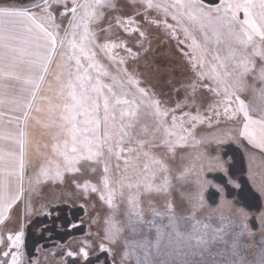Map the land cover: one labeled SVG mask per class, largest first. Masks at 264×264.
Wrapping results in <instances>:
<instances>
[{"label":"snow or ice","instance_id":"1","mask_svg":"<svg viewBox=\"0 0 264 264\" xmlns=\"http://www.w3.org/2000/svg\"><path fill=\"white\" fill-rule=\"evenodd\" d=\"M131 3L139 4L136 18L116 16L113 23L108 13L121 11L113 0H33L30 7L0 0V224L14 205L23 204L26 210L23 224L16 217L14 234L0 233V264H25L27 221L34 215L27 213V204L30 196L42 194L46 181L74 184L89 198L97 194L111 209L103 222L99 216L90 220L98 225L95 247L108 256L121 244L142 250L124 251L120 264L132 257L135 264H247L237 250L238 241L254 231L248 225L249 213L225 198L228 185H239L220 151L242 140L264 151V108L254 114L241 96L250 76L264 84V0ZM141 22L174 39L186 58L190 74L185 80L163 79L179 96L174 104L163 98L162 89L157 92L138 75L135 64L150 44ZM120 29L131 34V43ZM53 67L55 98L43 95L46 84L53 92L48 81ZM260 91L264 97V89ZM142 119L150 123L142 125L147 138L138 139L133 130ZM33 120L52 130L54 141L51 156L37 145L39 166H33L30 153ZM223 122L232 127L197 132L199 126ZM98 170L101 176L93 182L91 174ZM208 172H221L224 178L215 183ZM209 188L219 194L217 210L227 205L236 213V218L219 216L231 229L229 253H213L217 242L228 243L226 228L213 227L211 215L197 218L198 212L212 207ZM259 191L264 195V186ZM121 205L123 219L117 220ZM145 211L152 219L145 218ZM158 218L168 224H158ZM256 220L264 248V212ZM143 226L156 231L155 251L148 239L130 243L124 235L127 229L136 236ZM67 227L80 225L73 221ZM93 250V244H86L74 264H103L90 258ZM259 264H264V254Z\"/></svg>","mask_w":264,"mask_h":264},{"label":"rangeland","instance_id":"2","mask_svg":"<svg viewBox=\"0 0 264 264\" xmlns=\"http://www.w3.org/2000/svg\"><path fill=\"white\" fill-rule=\"evenodd\" d=\"M9 2H14L16 6L19 7H30L33 0H9ZM113 3H115L121 9L120 12L108 13L107 18L109 20H112L113 23L115 22L113 18L116 16H121L124 19H128L129 16L136 18L134 13L135 10L139 8V4L133 5L131 3V0H113ZM240 15L241 18H243V14L241 13ZM169 23L174 22L169 19ZM141 25L149 34L150 44L145 45V48L147 50L140 52L138 61L135 64L138 75L145 85L149 87L154 86L157 92L162 89L165 93L163 98L169 104H174L177 99H179V96L174 90L171 89V85L163 83V79L168 78L176 83H179L181 80H185L190 74L189 67L186 63V58H184L181 49L177 47L175 40L169 39L167 34H165L162 30H158L155 26L148 27L147 25H143L142 22ZM102 26L106 27L107 21H105ZM135 26L136 25H133V27ZM118 32L122 37H128L129 43H131L130 33H125L122 29L118 30ZM100 36L101 38H103L104 33L101 32ZM133 50L135 51V48ZM117 52L120 55H124L123 51L121 50H117ZM101 60L105 64L108 63V61L103 57H101ZM55 72L56 69L55 67H53L52 80L56 83ZM248 84L249 87L247 91L241 93V96L245 100V102L253 108L255 114L256 110L264 108V97L261 96L260 91L261 89H264V84H261L259 80H254L251 76L248 78ZM47 95L53 96L55 98L57 94L56 92H52L48 93ZM40 103H45L44 106L46 107V102L41 101ZM144 123H150V121L142 119L140 123L137 124V127L133 130L134 135L138 139L147 138L142 128V125ZM37 126L40 129V137L38 141H43L45 142V144H48V148H45V150L47 151L46 153H48V150L51 151L49 152V155L51 156L52 144L54 143V141L49 133L52 130L47 128H44L43 130L42 127L44 126H42V124L40 123H37ZM230 127H232L231 122H223L220 125H214L213 127L203 125L197 128V132L201 134H210L217 131V129H227ZM38 141H32L31 149H34V153L36 152ZM39 146H41V150H43L42 145L40 144ZM220 155L227 160L229 175L239 185V187L228 185L225 193V198L237 209L242 208L249 213L248 225L249 228L254 231L253 236L240 238V240L238 241L237 250L240 256L243 257L244 260H246L247 264H259V257L264 254V248L261 247L262 233L259 229L256 217L260 213L264 212V195H262L259 191V188L261 186H264V151L258 148H253L251 145L247 144L246 141L242 140L239 144L230 142L223 145L221 147ZM40 163L38 161H32L33 166H39ZM120 163L123 164V159H121ZM81 166L83 167V164ZM242 174L244 179L247 181L249 189L258 196V203L253 201L249 197L243 196L239 193L240 189L242 188V185L239 181ZM67 175L71 176L73 174L69 173ZM84 175L88 176L89 172L85 171ZM100 176L101 172L98 170L96 173L91 174V179L93 182H96L100 178ZM207 178L209 180H213L215 183H219L224 177L223 173L221 172H208ZM43 192L46 194H41L38 198H33L35 202L42 200V198L44 197L45 203L49 202L50 204H52V201L50 202V199L53 198L55 202H70L75 207L83 206L84 213L86 212L85 214H87L84 217L85 221H89L90 217L92 218L94 216H99L101 218V221L103 222V220H106L108 218V215L111 212V209L99 200L97 194H91V197L89 198V194L84 192L83 188L77 189L74 184H63L55 181H46L43 185ZM33 199H31V202H33ZM207 201L208 205L212 206L211 209L206 208L203 211L198 212L197 218L206 220V217L211 215L213 219L210 222L213 227L226 228V231H228L229 234L225 235L224 239L227 240L228 243L217 242V244L213 248V253H229L231 252V244L233 241L231 229L228 228L227 220L221 223V221L219 220V216L221 213H223L226 217L236 218V213L231 211L227 205L219 207L217 210V206L220 204L219 194L215 193L211 188L207 190ZM55 205H58V203ZM142 206L145 209L147 208L146 200L143 202ZM157 206L162 207V202L158 203ZM46 207L48 206H43L42 210H44ZM39 208H41L40 205L37 206V209ZM31 210L29 211L30 214L32 213ZM37 212L38 211H36V213ZM123 212L124 206L121 205L120 212L117 214V220L123 219ZM180 214L184 215L186 213L181 211ZM145 218L152 219V216L150 213L145 211ZM157 223L167 225L168 221L166 218H158ZM97 229L98 225L93 226L90 229V232L93 235H85L83 238H78L77 240L72 242V250L73 252H75V254L84 249L86 244L94 245V250L90 251V254L94 252L99 253L98 247H95L96 241L94 240V235L97 232ZM124 235L128 238L130 243L132 241H143L145 238L148 239L150 241L149 247H151L152 250L155 251L154 245L156 241V231L154 228L151 232H149L147 226H143L142 231L136 236H131L128 230L125 229ZM133 250L136 251L137 254H142V250L129 249L126 248L123 244L115 247L113 249L114 254L110 256L112 264L113 262L114 264H120L121 255L123 254V252ZM128 264H135V258L132 257L129 260Z\"/></svg>","mask_w":264,"mask_h":264},{"label":"crops","instance_id":"3","mask_svg":"<svg viewBox=\"0 0 264 264\" xmlns=\"http://www.w3.org/2000/svg\"><path fill=\"white\" fill-rule=\"evenodd\" d=\"M52 77H53L52 74L49 75L48 81L52 84L53 92H55L56 83L52 80ZM47 87H48V85L46 84L45 85V92L43 93V95H47L48 93H52V92L47 91ZM44 104L45 103H43L41 105L44 106ZM44 128L45 127H42L43 130H44ZM39 130L40 129L37 126V122H35V120H33L31 122V126H30L31 141H38L39 140V137H40ZM43 139H44V136H43ZM40 144L43 147L45 142L38 141L37 145H40ZM41 151L47 152L45 150V148H43V150H41ZM49 152H51V151L48 150V154H49ZM30 153H31V155H33L32 161H38L40 163L41 159L36 156V152L34 153V149L30 148ZM26 186H27V184H26ZM42 194L45 195L46 193L43 192ZM31 199H33V197L30 196L28 204H27V213L30 214L29 211L32 209L31 214H34V215H32V218L27 221L28 225H30L32 222L34 223V219H36V218L40 220V218L47 216V215H45V213H47L49 211H52V210L53 211L54 210L60 211L59 210L60 208L65 209V207L61 206L62 205L61 201L55 202V200L53 198L50 199V202L52 201V204H50L49 202L45 203L44 197L42 198V200L36 201V202L34 201V199H33V202H31ZM47 203H48V205H47ZM57 203H58V205H55ZM38 205H40L41 208L37 209ZM43 206H48V207H46L44 210H42ZM25 211H26L25 206L23 204L14 205L13 206V213H10L9 216L5 219L4 223L0 224V233H2L5 237L7 235L14 234L13 230L15 229L16 223H17L16 217L19 216L20 223L23 224L24 219H25ZM36 211H38V212L36 213ZM52 215L53 216L51 218H50V216L46 217L47 221H44V222H45V224H49V225H47V227H44L42 231L37 230L36 234L35 233L31 234V232H29V231L27 232V234H26V248H25V256H24L25 264H71L72 259H73V261H75L76 254L72 250V242L77 240L78 239L77 237H74L73 239L71 237L66 239L68 242H67L65 247H62L59 244H55V246L53 248L47 249L46 244L44 242L42 243V241H46V240L50 239L51 234L47 230H51V231L53 230V239L54 240H56L55 239L56 236L58 238L62 236L61 232L63 231V226L56 219L57 215L55 214V212L52 213ZM52 226H53V229H52ZM68 229L70 231L72 228L69 227ZM45 233H48V235H45ZM71 234H72V230H71ZM36 238L39 241L38 245L37 246L35 245L34 248H32L31 245L35 241ZM68 251H71L73 253L72 257H68L66 255V253ZM62 253H63V257H62Z\"/></svg>","mask_w":264,"mask_h":264},{"label":"trees","instance_id":"4","mask_svg":"<svg viewBox=\"0 0 264 264\" xmlns=\"http://www.w3.org/2000/svg\"><path fill=\"white\" fill-rule=\"evenodd\" d=\"M218 2V0H205V3L206 4H209V5H215L216 3ZM242 162V160H241ZM234 175V174H233ZM235 176V175H234ZM241 177V178H240ZM239 178V181L242 185V188L240 189V194L243 195V196H246V197H249L250 199H252L253 201L257 202L259 201L258 199V196L256 194H254L250 189H249V186L247 184V181L244 179L243 177V174L240 176ZM62 207H65V209H59L60 211H57V210H52L51 213H54L57 215V220L58 222L63 226V231L61 232L62 236L61 237H57L56 236V240L53 239V230H47L50 232V239L46 240V241H42V243L44 242L46 244V248L48 249H51L55 246V244H59L60 246L62 247H65L66 244H67V240L68 238H74V237H77V238H83L85 235L86 236H89L87 235L89 232H90V229L93 227V226H96L95 224H90V219L89 221H85L84 220V217L85 214L84 213V208L79 206V207H75L74 205L70 204V202H64L62 203L61 205ZM53 215L50 216V218L52 217ZM47 216L43 217V218H40L39 219H34V223L32 222L30 225H29V232H31V234L33 233H37V229L41 227V225H49V224H45L44 221H47L46 219ZM36 220V221H35ZM76 222L78 225H80L79 228H72V234H71V230L69 231V227H67V225L69 224V222ZM88 225V226H87ZM52 229H53V226H52ZM87 230V232H86ZM46 231V232H47ZM70 233V234H69ZM58 239V240H57ZM38 239L36 238L35 241L32 243L31 247L34 248V246L38 245ZM58 242V243H57ZM64 249V248H63ZM90 258L95 260V259H100L103 264H112V261H111V258L110 256L106 255L105 253H102V252H94V253H91L90 254ZM79 259L77 256H76V259L75 261ZM71 264H74V261L72 259V263ZM81 264H83V262L81 261Z\"/></svg>","mask_w":264,"mask_h":264}]
</instances>
